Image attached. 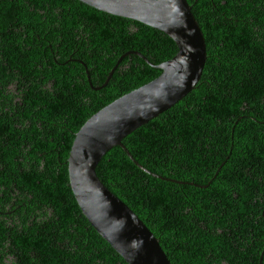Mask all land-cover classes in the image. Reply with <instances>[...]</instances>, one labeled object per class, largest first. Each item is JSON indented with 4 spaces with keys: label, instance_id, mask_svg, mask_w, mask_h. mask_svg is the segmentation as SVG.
<instances>
[{
    "label": "trees",
    "instance_id": "obj_1",
    "mask_svg": "<svg viewBox=\"0 0 264 264\" xmlns=\"http://www.w3.org/2000/svg\"><path fill=\"white\" fill-rule=\"evenodd\" d=\"M186 2L205 43L199 79L95 173L170 264H257L260 252L264 264V0ZM175 50L163 32L78 0H0V193L29 197L28 216H0V264H126L80 213L66 157L87 117Z\"/></svg>",
    "mask_w": 264,
    "mask_h": 264
},
{
    "label": "water",
    "instance_id": "obj_2",
    "mask_svg": "<svg viewBox=\"0 0 264 264\" xmlns=\"http://www.w3.org/2000/svg\"><path fill=\"white\" fill-rule=\"evenodd\" d=\"M78 1L153 27L167 35L175 45L176 50L169 59L153 65L160 69L157 76L87 117L74 132L66 157L67 183L80 213L124 262L170 264L145 224L102 184L95 166L109 148L120 146L124 149L121 139L125 135L169 108L194 87L206 58L202 33L186 0ZM134 53L141 57L138 52ZM143 60L147 62L145 58ZM116 62L100 86L105 84ZM84 70L87 72L85 67ZM86 77L88 79L87 73ZM88 84L91 86L89 80ZM127 155L134 165L144 169L130 154ZM261 253L257 264H261Z\"/></svg>",
    "mask_w": 264,
    "mask_h": 264
},
{
    "label": "flooded vegetation",
    "instance_id": "obj_3",
    "mask_svg": "<svg viewBox=\"0 0 264 264\" xmlns=\"http://www.w3.org/2000/svg\"><path fill=\"white\" fill-rule=\"evenodd\" d=\"M1 101H2V99L0 98V102ZM9 107L5 106L4 109H9ZM10 109H11V107H10ZM8 113L9 114L6 117L7 120H12L13 118H15V116H16L15 108H12V111L11 112L9 111ZM0 119H3V117L0 116ZM23 144H24L23 146H25L26 148H30L27 142L26 143L23 142ZM26 164L27 163L14 162L13 166L21 168V167L25 166ZM7 181H9V180H7ZM0 195L5 196L9 200L8 203L7 202L4 203V205L2 206L3 209L0 211V216L3 218L5 223H11L12 221L13 222H18V220L21 217L28 216V215H24V213L27 210L25 202L28 201L29 197L21 199L20 203H15L14 204L13 202H15V199L11 195H8L7 193H5L4 190L0 193ZM41 205H42V207H43V209L45 211L46 209L44 207L43 202H42ZM0 256L3 257V255L1 253H0Z\"/></svg>",
    "mask_w": 264,
    "mask_h": 264
}]
</instances>
